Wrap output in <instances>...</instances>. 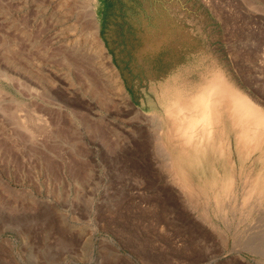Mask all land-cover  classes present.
Wrapping results in <instances>:
<instances>
[{
    "label": "rangeland",
    "instance_id": "1",
    "mask_svg": "<svg viewBox=\"0 0 264 264\" xmlns=\"http://www.w3.org/2000/svg\"><path fill=\"white\" fill-rule=\"evenodd\" d=\"M3 72L0 264H264V0H0ZM211 80L262 142L239 157L219 124L174 162L156 123Z\"/></svg>",
    "mask_w": 264,
    "mask_h": 264
},
{
    "label": "bare ground",
    "instance_id": "2",
    "mask_svg": "<svg viewBox=\"0 0 264 264\" xmlns=\"http://www.w3.org/2000/svg\"><path fill=\"white\" fill-rule=\"evenodd\" d=\"M97 26H99L98 24L96 26H94V28H96ZM98 28H96L95 30H97ZM75 48L78 49V46H74ZM101 47H103V45L101 44ZM105 48V47H103ZM89 51V50H88ZM108 58L111 59V56L108 54ZM210 58V57H208ZM204 59V58H203ZM213 61V60H212ZM110 66H111V71H113V82L115 83L116 87L118 88V90H120L123 94L127 95L126 93V90H125V87L121 81V78L120 76L118 75V70L115 66V64L111 61L110 62ZM211 63V61H210ZM216 63V62H215ZM206 64V63H205ZM212 64V63H211ZM198 66V64H197ZM187 68V66H186ZM190 68V67H189ZM199 68V66L197 67ZM207 68V66H206ZM191 69V68H190ZM208 69H209V66H208ZM221 69V68H219ZM226 69V68H225ZM187 70V69H186ZM212 70H214L212 68ZM217 70V69H216ZM207 71V70H206ZM227 72V71H226ZM225 72V73H226ZM85 73V71H84ZM95 73V72H94ZM101 73V72H100ZM179 73V72H178ZM186 73V72H185ZM203 73V72H202ZM207 73V72H206ZM219 73V72H217ZM223 73V71H222ZM3 75V77H6L8 78L9 75L5 72L3 73H0ZM96 74V73H95ZM98 74V73H97ZM212 74V73H211ZM186 75V74H185ZM189 75V74H188ZM217 75V74H216ZM222 75V74H221ZM200 76H203V75H200ZM209 76V75H208ZM218 76V75H217ZM217 76L215 78H217ZM231 76L230 74H228V77ZM183 77V76H182ZM205 77V75H204ZM211 77H214L211 76ZM223 77V76H222ZM104 78V77H103ZM221 78V77H220ZM230 78V77H229ZM207 79V78H206ZM211 79V78H210ZM209 78L206 80V83L208 82V80H210ZM224 79V78H223ZM226 79V78H225ZM213 80V79H212ZM211 80V81H212ZM233 80V79H231ZM230 80V81H231ZM201 81V80H200ZM229 81V82H230ZM234 81V80H233ZM94 82V81H93ZM166 82V81H165ZM184 82V81H183ZM190 82V81H189ZM215 81H212L211 83L209 82V84L211 85L212 83L214 84ZM227 82V81H226ZM224 82V83H226ZM205 83V81H204ZM221 83V82H220ZM232 83V82H231ZM93 84V83H92ZM159 84V83H158ZM162 84V83H161ZM167 83H165L166 85ZM211 85L210 87L208 86L207 88V93H208V96H211V99H202V98H199L197 97V99L195 98V100L193 101H188L187 98L185 102H181V101H178V102H173L172 105H174L173 107L170 108L168 114H167V119L164 120V121H160V123H156V128H155V138L158 139L160 142L159 143H162V145H166L168 147H173V148H177V156L174 158V162L175 160L178 162L180 160H182V158H184L185 156H189L190 154L192 155H197L199 154L198 152V149H196L197 147L199 148L198 146V143L200 142V139L201 138H209L211 137L214 132H215V129L216 127L215 126H218L219 124L223 125V128H225V126L227 127L225 130L228 134L231 135V126L232 124H239V126L237 127L238 129H236V136L233 137L234 140H237L236 144H237V147H235V152H237V156L239 157H243L245 158L246 156V150L247 148H249V145L250 144H254V145H258L260 143V137H258V140L256 141V135H255V130L251 127H249V123L247 121V117H251L253 118L254 117H257L259 118L260 117V113H258L256 111V107L254 106V104L252 105V102L250 99H247L241 92L243 91H239V90H234L230 85H221V84H216V85ZM169 85V83H168ZM177 85V84H176ZM186 85V84H184ZM183 85V87H184ZM237 85V84H236ZM157 86V85H156ZM163 86V85H162ZM161 86V87H162ZM194 85H192L193 87ZM205 88L207 87L205 84H204ZM169 87H172V85H170ZM203 87V86H202ZM237 87V86H235ZM177 88V87H176ZM181 88V87H180ZM185 88V87H184ZM188 88V87H187ZM241 89V88H240ZM176 90V89H174ZM156 91V90H155ZM183 91V90H182ZM158 92V91H157ZM177 92V91H176ZM206 92V91H205ZM246 92V91H245ZM120 93V92H119ZM156 93V92H155ZM175 93V92H174ZM153 95V94H152ZM177 95V94H176ZM179 95V94H178ZM184 95V94H183ZM203 95V94H202ZM181 96V95H180ZM193 96H195V93L193 94ZM198 96V95H196ZM251 96V95H250ZM249 96V97H250ZM106 97V96H105ZM172 97V96H171ZM184 97V96H183ZM254 97V96H253ZM115 98V97H114ZM155 98V97H154ZM152 99V98H151ZM160 99V98H159ZM177 99V97H176ZM189 99V98H188ZM191 99V97H190ZM255 99V98H253ZM180 100V99H178ZM182 100V98H181ZM257 100V99H256ZM172 101V100H171ZM106 102V101H104ZM258 102V101H257ZM256 102V103H257ZM155 103V102H154ZM171 104V103H170ZM144 105V104H143ZM156 105V104H155ZM263 105V104H262ZM167 106V105H166ZM132 107V106H131ZM264 107V106H263ZM166 108V107H165ZM164 108V109H165ZM132 109V108H131ZM145 110V109H144ZM165 111V110H164ZM153 112V111H152ZM145 113V112H144ZM143 114V113H142ZM151 114V113H150ZM145 114H143L144 116ZM148 115V114H147ZM152 115V114H151ZM142 116V115H141ZM160 116V115H158ZM246 116V117H244ZM148 117H150V115L147 116V119ZM152 118H155V120L158 118V117H155V115H152L151 116ZM142 118V117H141ZM151 118V119H152ZM159 122L160 119H157ZM148 121V120H147ZM259 121V120H257ZM146 122V121H145ZM149 122V121H148ZM106 123V122H105ZM139 123V122H138ZM23 123H21V126H22ZM145 124V123H144ZM150 125V123H149ZM254 125V124H253ZM252 126V125H251ZM26 127V126H25ZM155 127V126H154ZM153 127V128H154ZM163 127V129L161 128ZM253 127V126H252ZM152 128V127H151ZM222 128V127H221ZM220 128V129H221ZM231 128V129H230ZM139 130V129H138ZM141 130V129H140ZM162 130V132H161ZM222 130V129H221ZM146 131V130H145ZM151 131V130H150ZM220 131V130H219ZM144 132V131H143ZM154 132V131H152ZM222 132V131H221ZM216 133V132H215ZM202 134V135H201ZM217 134V133H216ZM220 135V134H219ZM227 135V134H226ZM32 134H31V138H32ZM217 136V135H216ZM228 137V136H227ZM226 137V138H227ZM264 137V136H262ZM132 138V137H131ZM213 138V137H212ZM211 138V139H212ZM230 138V137H229ZM134 139V138H133ZM199 139V142H197ZM262 139V138H261ZM141 140V139H140ZM214 140V139H213ZM222 140V138H221ZM226 140V139H225ZM228 140V139H227ZM255 140V142H253ZM264 140V138H263ZM111 141V140H110ZM120 141V140H119ZM230 141V140H229ZM105 142V141H104ZM220 142V141H219ZM262 142V141H261ZM119 143V142H118ZM214 143V142H213ZM235 143V141H234ZM121 145V144H120ZM127 145V144H126ZM161 145V146H162ZM220 145V144H219ZM233 145V144H232ZM261 145V144H260ZM236 146V145H235ZM256 146H253L251 147L252 149ZM224 147V146H223ZM241 147V148H240ZM165 148V146H164ZM222 148V147H221ZM251 148H249L250 150H252ZM122 149V148H121ZM148 149V148H147ZM154 149V148H153ZM166 149V148H165ZM172 149V148H171ZM170 149V151H171ZM226 149V150H225ZM222 150V152H224L223 156H222V160L225 162V167H224V171L225 172H229L228 170L231 169V167L229 166V162L230 160L232 161L231 157L233 155V152H232V149H231V145H228L227 148H225ZM162 150V149H159V151ZM254 150V149H253ZM158 151V152H159ZM164 151V150H163ZM161 151L160 153L162 154ZM260 151V150H259ZM157 152V151H156ZM173 152V151H172ZM251 152V151H250ZM254 153V152H253ZM151 154V152L149 153ZM167 154V153H165ZM174 154V152H173ZM248 154H249V151H248ZM154 155V154H153ZM170 154L168 153V155H165L164 156V160L166 161H170L171 158L169 156ZM175 155V154H174ZM257 155V153H256ZM149 156V155H148ZM245 156V157H244ZM249 155H247L248 157ZM251 156V155H250ZM256 157V156H255ZM258 157V156H257ZM143 158V157H142ZM173 159V158H172ZM236 160V159H235ZM246 160V159H245ZM245 160L243 159L242 161L245 162ZM249 160V159H248ZM234 161V160H233ZM238 161V160H237ZM261 161V160H260ZM264 161V160H263ZM162 162V161H160ZM174 162L172 161L171 163L174 164ZM254 162V160H253ZM256 162V161H255ZM258 162V161H257ZM163 163V162H162ZM165 163V162H164ZM168 163V162H166ZM245 164V163H244ZM243 164V165H244ZM146 165V164H145ZM168 165V164H167ZM157 166V164H156ZM163 166V165H162ZM170 166V165H168ZM178 166V164H177ZM176 166V168H177ZM237 166H240L237 164ZM171 167V166H170ZM244 167V166H243ZM241 167V168H243ZM178 168L180 169L181 167L178 166ZM169 169V168H168ZM182 169V168H181ZM185 169V168H183ZM244 169V168H243ZM251 169V168H250ZM260 169V167H259ZM172 170V169H171ZM241 171V169H240ZM250 171V170H249ZM158 172V171H157ZM169 172V171H168ZM185 172V171H183ZM182 170H181V173H183ZM238 172V171H237ZM236 172V173H237ZM242 172V171H241ZM172 173V172H171ZM195 174L197 175V173L195 172ZM262 174V173H261ZM260 174V176H261ZM264 174V173H263ZM180 176H178V178L180 179H183L184 181H187V178L186 176L184 175H181L179 174ZM242 175V174H241ZM192 176V175H191ZM222 176V175H221ZM226 176V174H225ZM255 176V175H254ZM258 176V175H257ZM259 176V177H260ZM263 176V175H262ZM197 178H200L198 176H196ZM195 177V178H196ZM234 177V176H233ZM245 177V176H244ZM253 177V176H252ZM251 177V179H252ZM194 178V177H193ZM239 178V177H238ZM167 179V178H166ZM171 179V178H170ZM189 179V178H188ZM236 179V178H235ZM255 179L258 181V178L255 176ZM254 179V180H255ZM172 180V179H171ZM174 180V179H173ZM182 180V181H183ZM190 180V179H189ZM199 180V179H197ZM237 181V180H236ZM252 181V180H251ZM257 181H255L257 183ZM171 182V181H170ZM221 182H222V179H221ZM242 182V181H240ZM248 182H249V179H248ZM173 183V182H172ZM192 183V182H191ZM190 183V184H191ZM236 183V182H235ZM246 183V181H244V184ZM250 183V182H249ZM239 184V183H238ZM243 184V183H242ZM241 185V184H240ZM246 186H248L249 184H245ZM244 185V188L246 187ZM264 185V184H262ZM261 185V186H262ZM139 187V186H138ZM190 187V186H189ZM212 187V186H211ZM243 187V186H242ZM241 187V188H242ZM254 187H255V184H254ZM253 187V191L256 189ZM177 188V187H176ZM181 188V187H180ZM192 188V187H191ZM221 188V185L220 187ZM215 189V188H214ZM234 189V188H233ZM261 189V188H260ZM187 191V190H185ZM201 191V190H199ZM204 191V189H203ZM208 191V190H207ZM231 191V190H230ZM241 191V190H240ZM244 191V190H243ZM196 192V191H194ZM212 192V191H211ZM245 192V191H244ZM188 193V192H187ZM223 193V192H222ZM230 194L231 198H235L234 196L232 197L231 193L229 192V190L227 191V194ZM241 193V192H240ZM251 193V192H250ZM259 193V191H258ZM221 194V193H219ZM238 194V193H237ZM236 194V196H237ZM198 195V194H196ZM207 195V194H206ZM225 195V194H224ZM235 195V194H234ZM252 195V193L250 194ZM250 195L249 198L251 197ZM254 195V194H253ZM260 195V194H259ZM264 195V194H263ZM261 195V196H263ZM200 196V195H199ZM241 196H242V193H241ZM220 197V196H219ZM226 197V196H225ZM257 197H260V196H257ZM213 198V197H212ZM230 198V199H231ZM240 198V197H239ZM248 198V197H247ZM248 198V199H249ZM214 199V198H213ZM224 199V197H223ZM229 199V198H228ZM247 199V200H248ZM260 199V198H259ZM194 200V199H193ZM197 200V199H196ZM209 200V199H208ZM235 201V199H232ZM238 200V199H237ZM241 199H239L238 201L240 202ZM192 201V200H191ZM207 201V200H205ZM220 201V199H219ZM219 201H217L219 203ZM224 201V200H223ZM221 201V202H223ZM227 201V200H226ZM242 201V200H241ZM250 201V200H249ZM248 201V203H249ZM261 201V199H260ZM201 202V201H199ZM216 202V203H217ZM229 203V200L227 201ZM237 202V201H236ZM243 202V201H242ZM254 202V200H253ZM259 202V200H258ZM257 202V203H258ZM195 203V202H194ZM216 203L213 202V205H216ZM231 203V202H230ZM229 203V204H230ZM244 203V202H243ZM246 202V205L248 204ZM196 204V203H195ZM199 204V203H198ZM207 204V202H206ZM210 204V203H208ZM223 204V203H221ZM226 204V203H224ZM219 205V204H218ZM217 205V206H218ZM240 205V203H239ZM237 204V206H239ZM245 205V206H246ZM253 205V204H252ZM251 205V206H252ZM197 206V205H196ZM210 206V205H209ZM217 206L215 207L214 206V209H217ZM227 206V204H226ZM225 206V207H226ZM230 206V205H229ZM234 206H236L234 204ZM236 206V207H237ZM242 206V204H241ZM248 206V205H247ZM250 206V205H249ZM256 206V205H255ZM199 207V206H198ZM202 207V206H201ZM212 207V206H211ZM221 207V206H220ZM254 207V205H253ZM252 207V208H253ZM241 209V207H239ZM243 208V207H242ZM228 209V208H227ZM227 209H225V211H227ZM234 209V208H233ZM239 209V210H240ZM201 210V209H200ZM204 210V208L202 209V211ZM238 210V209H237ZM241 210H244L241 209ZM247 210V209H246ZM245 210V211H246ZM205 212L207 211L206 208L204 210ZM221 211V210H220ZM224 211V210H223ZM234 211V210H233ZM244 211V213H245ZM228 212V211H227ZM264 212V211H263ZM259 214V213H258ZM242 216V215H241ZM226 216H224V219H225ZM230 217V216H229ZM228 216L226 217V220L229 218ZM206 218V217H205ZM238 218V217H237ZM223 219V217H222ZM223 219V220H224ZM206 221V220H205ZM229 221V220H228ZM226 221V222H228ZM233 221V220H231ZM241 221V220H240ZM239 221V222H240ZM244 221V220H243ZM237 222V221H235ZM242 222V221H241ZM222 223V221H221ZM224 223V222H223ZM238 223V222H237ZM229 224V223H227ZM225 225V224H223Z\"/></svg>",
    "mask_w": 264,
    "mask_h": 264
}]
</instances>
